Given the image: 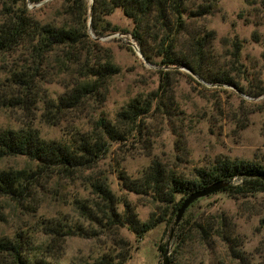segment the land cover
<instances>
[{
	"label": "trees",
	"instance_id": "trees-1",
	"mask_svg": "<svg viewBox=\"0 0 264 264\" xmlns=\"http://www.w3.org/2000/svg\"><path fill=\"white\" fill-rule=\"evenodd\" d=\"M43 1L0 0V108H17L25 114V120L17 125L0 126V159L26 160L20 168L0 169V200L36 216L32 223L0 236V264H124L130 258L131 246L120 236L119 228L126 227L138 242L159 224L172 225L188 194L219 180L227 183L219 192L235 199L264 194L262 161L219 156L199 168L191 180L154 161L137 179L128 177L118 166L114 170L118 190L147 196L157 204L158 213L146 221L137 219L130 202L112 190L105 176H87V196L70 200L75 218L48 217L40 212V202L51 183L94 169L110 153L113 143L139 135V121L155 106L158 91L168 90V72L159 71V84L151 97L128 100L112 118L101 114L88 129L76 124L58 139L43 138L36 126L39 120L53 126L65 112L84 109L88 100L100 104L106 100L109 80L118 69L111 56L100 51L98 39L104 34H129L147 62L183 67L205 83L235 85L232 72L246 74L239 62L241 46L236 40L231 42L227 66L221 67L212 52L215 34L204 19L215 10V0H60L52 17L42 20L35 17L34 6ZM254 1L264 6V0ZM116 9L132 21L130 31L104 22ZM61 74L69 79L65 91L55 97L44 94L43 83ZM244 93L260 97L264 88ZM202 199L186 209L175 228L173 252L178 257L184 246L198 238L209 253L218 244L231 260L245 264L242 242L231 222L223 212L200 216L196 204ZM259 227L264 264V218ZM71 237L102 240L88 259L66 260L63 241ZM158 248L163 249L161 245Z\"/></svg>",
	"mask_w": 264,
	"mask_h": 264
},
{
	"label": "rangeland",
	"instance_id": "rangeland-1",
	"mask_svg": "<svg viewBox=\"0 0 264 264\" xmlns=\"http://www.w3.org/2000/svg\"><path fill=\"white\" fill-rule=\"evenodd\" d=\"M215 1V10L204 19L208 29L215 34L212 52L221 67L227 66L231 58V42L236 40L241 46L239 62L246 74L232 72L235 85L205 83L183 67L170 68L147 62L129 34H104L98 39L100 51L109 54L118 69L109 80L106 100L101 104L88 100L84 109L65 112L60 122L53 126L39 120L36 126L43 138L58 139L65 129L76 124L88 129L92 120L101 114L112 118L128 100L136 96L151 97L149 94L155 92L159 84V71L168 72V90L158 91L155 106L139 121V135H133L126 142L113 143L110 153L94 169L81 170L78 176L51 183L49 193L40 202V212L48 217L75 218L70 200L87 196V176H105L112 190L123 194L130 202L137 219L146 221L158 213L157 204L147 196L118 190L115 166L123 169L128 177L137 179L150 163L156 161L165 170L191 180L199 168L208 166L219 156L264 162V94L250 97L244 93L246 90L259 92L264 88V6L254 0ZM59 5L60 0L35 5L34 15L38 19H49ZM29 7L33 9L32 5ZM103 20L121 30L132 29V21L120 9ZM91 37L94 36L91 34ZM68 83V77L63 74L51 77L43 83V92L49 97L58 96ZM24 115L21 109L0 108V126L17 125L18 121L25 120ZM25 164L23 157L0 159V169L20 168ZM196 208L203 218L223 212L242 242L245 264H262L259 225L264 218V194L235 199L218 191L200 200ZM35 219L34 213L15 209L13 203L0 200V236L10 235L17 227L28 225ZM170 227L159 224L138 242L126 227L119 228L120 236L131 246L130 258L124 264H163L165 250L168 264L170 261L174 264H239L231 260L218 244L209 253L197 242L198 238L184 246L177 257L173 252L177 240L175 229L169 238ZM101 240L66 239L63 241V258L88 259L97 251ZM160 245L162 250L158 248Z\"/></svg>",
	"mask_w": 264,
	"mask_h": 264
},
{
	"label": "water",
	"instance_id": "water-1",
	"mask_svg": "<svg viewBox=\"0 0 264 264\" xmlns=\"http://www.w3.org/2000/svg\"><path fill=\"white\" fill-rule=\"evenodd\" d=\"M49 0H44L42 3H45ZM90 3H92V0H90ZM90 11H91V7H90ZM139 54L141 55L139 49H138ZM227 186V183H225L223 180H219L216 182H213L211 184H209L208 186L200 189V190H195L193 192H191L190 194H188L181 202L179 208L177 209V212L175 214L173 223L170 227V232H169V238L171 237L174 229L177 227V225L179 224L183 214L185 213L186 209L196 200L200 199V198H204L206 196H209L213 193H216L218 191H221L222 189H224ZM167 250L164 251L163 253V264H168V260H167Z\"/></svg>",
	"mask_w": 264,
	"mask_h": 264
}]
</instances>
